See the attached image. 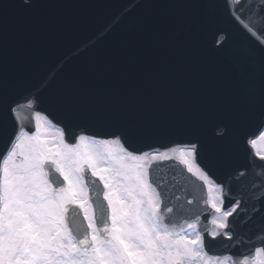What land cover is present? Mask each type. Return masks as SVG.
Listing matches in <instances>:
<instances>
[{"label":"snow or ice","instance_id":"obj_1","mask_svg":"<svg viewBox=\"0 0 264 264\" xmlns=\"http://www.w3.org/2000/svg\"><path fill=\"white\" fill-rule=\"evenodd\" d=\"M12 6L0 0V264H264V178H250L264 166V0H141L134 30L77 67L46 21L10 30ZM168 161L206 198L159 175Z\"/></svg>","mask_w":264,"mask_h":264},{"label":"water","instance_id":"obj_2","mask_svg":"<svg viewBox=\"0 0 264 264\" xmlns=\"http://www.w3.org/2000/svg\"><path fill=\"white\" fill-rule=\"evenodd\" d=\"M8 2L13 5L7 11L9 29L12 31H28L38 22L46 21L49 33L56 38L59 53H69L72 57L73 67L80 65L83 59L79 55L81 52L85 56L94 57L109 51L114 37L133 31L136 22L144 12L143 8L132 10L134 5L141 3V0H37L38 5L50 2L65 6L52 8L38 6L32 10L20 8L18 6L19 0H8ZM249 3L259 7L261 0H249ZM124 5H127V7H124ZM109 21L107 28L102 32H97L98 28ZM93 32L96 34L92 37V43H96V48L89 50L81 43V40ZM233 49L238 59L246 51V46L242 41H236L233 43ZM179 139L180 137H160L152 143L159 144L163 149L171 140ZM138 147L146 150L148 145H138ZM3 148L4 145L0 144V151H3ZM238 163H245L242 154L238 157ZM157 173L167 175L173 183L186 188L189 192L196 193L197 196L206 198L207 192L201 190V181L182 169L178 162H165L161 169H157ZM256 173L264 178V166H260L259 162L250 178H255ZM216 179L218 181L222 180L223 175L216 173ZM258 184L259 180L257 179ZM233 191H237L236 186L233 187ZM200 206H203V199L200 200ZM210 219L211 217H209ZM233 222L238 233L249 234L248 228L250 226L242 224L241 217H236ZM209 247L213 252L224 251L219 242H210ZM236 251H239V249H236Z\"/></svg>","mask_w":264,"mask_h":264}]
</instances>
